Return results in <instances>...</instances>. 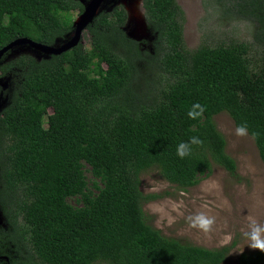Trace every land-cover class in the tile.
<instances>
[{
    "label": "trees",
    "instance_id": "16d2710c",
    "mask_svg": "<svg viewBox=\"0 0 264 264\" xmlns=\"http://www.w3.org/2000/svg\"><path fill=\"white\" fill-rule=\"evenodd\" d=\"M215 1L222 13L253 22L264 46V0ZM142 6L150 43L128 36V14L117 5L85 28L88 47L6 61L9 51L0 60V79L12 82L0 110L2 236L16 256L1 244L0 255L9 264L227 260L233 243L207 248L150 225L143 205L158 196L143 194L140 177L155 169L186 191L214 166L236 176L213 119L221 112L246 127L264 164V52L254 66L246 42L190 50L177 0ZM76 9L84 11L77 0H0V49L20 38L60 45L74 33ZM237 264H264V250L242 253Z\"/></svg>",
    "mask_w": 264,
    "mask_h": 264
},
{
    "label": "rangeland",
    "instance_id": "374dc122",
    "mask_svg": "<svg viewBox=\"0 0 264 264\" xmlns=\"http://www.w3.org/2000/svg\"><path fill=\"white\" fill-rule=\"evenodd\" d=\"M77 1L85 9L89 0ZM177 2L186 20L184 40L188 49L193 50L202 45L215 47L246 42L249 44L252 64H259L264 46L254 37L253 22L222 13L221 7L214 5L215 0ZM117 5H122L128 14L125 27L128 36L150 43L153 37L145 21L142 0H104L98 13ZM82 14L78 9L74 11L75 23ZM89 39V33L84 28L80 43L88 47ZM145 49L150 52V44ZM21 54L37 57L43 55L28 46H18L10 51L6 61ZM148 78H151L150 74ZM11 84L10 77L0 79V109L6 102L3 92ZM213 119L226 138L227 153L235 159L236 176L214 166L211 175L194 187L180 191L164 180L157 170L149 169L140 177L141 190L144 195H157L158 198L147 201L143 205V211L148 223L166 237L207 248L233 243L234 246L223 264H237L242 253L264 250V164L252 138L247 132L242 136L237 135V128L226 112L215 115ZM86 177L91 182L88 172ZM200 217L212 220L208 230L199 226ZM256 226L261 228V233L259 240L254 241L252 230ZM7 229L6 215L4 209L0 208V244L4 250L7 245L2 233ZM6 252L11 259L16 256L11 248L7 247ZM4 257L0 255V264H9L10 260Z\"/></svg>",
    "mask_w": 264,
    "mask_h": 264
},
{
    "label": "water",
    "instance_id": "95a60500",
    "mask_svg": "<svg viewBox=\"0 0 264 264\" xmlns=\"http://www.w3.org/2000/svg\"><path fill=\"white\" fill-rule=\"evenodd\" d=\"M103 1L104 0H89L87 2L80 20L75 25L74 33L70 35L71 36L70 39L66 40L60 45L44 46V45L35 43L27 38H20V39H17L9 43L2 49H0V60L5 54H7L9 51L13 50L14 48L18 46H28L45 55L56 54L70 47L76 46L80 42V36H81L82 30L86 28L92 22V20L98 13L100 4Z\"/></svg>",
    "mask_w": 264,
    "mask_h": 264
},
{
    "label": "clouds",
    "instance_id": "9594fccd",
    "mask_svg": "<svg viewBox=\"0 0 264 264\" xmlns=\"http://www.w3.org/2000/svg\"><path fill=\"white\" fill-rule=\"evenodd\" d=\"M196 107H199V105H197ZM201 111H202V109H201ZM197 114L198 113H194L192 111H189V113H188L190 118H194L195 115H197ZM236 134L240 135V136L245 135L246 134V127H244V126L237 127ZM192 143H199V141L196 140L195 138H193ZM187 149H188V145H186L184 143H181L178 146L177 155L180 156V157H184L187 154ZM211 224H212V220L211 219H207V218H204V217H200L199 218V226L201 228H203L204 230H208V228L211 226ZM260 233H261V228L259 226L254 227L253 230H252V239L254 241L259 240Z\"/></svg>",
    "mask_w": 264,
    "mask_h": 264
},
{
    "label": "flooded vegetation",
    "instance_id": "af4514ba",
    "mask_svg": "<svg viewBox=\"0 0 264 264\" xmlns=\"http://www.w3.org/2000/svg\"><path fill=\"white\" fill-rule=\"evenodd\" d=\"M1 110V109H0Z\"/></svg>",
    "mask_w": 264,
    "mask_h": 264
}]
</instances>
